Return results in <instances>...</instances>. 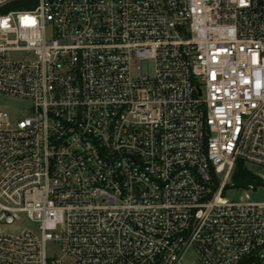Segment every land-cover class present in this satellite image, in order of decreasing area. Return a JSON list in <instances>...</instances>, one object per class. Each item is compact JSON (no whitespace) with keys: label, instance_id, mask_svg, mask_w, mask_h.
<instances>
[{"label":"built area","instance_id":"obj_1","mask_svg":"<svg viewBox=\"0 0 264 264\" xmlns=\"http://www.w3.org/2000/svg\"><path fill=\"white\" fill-rule=\"evenodd\" d=\"M19 1L0 0V264H264V202L225 195L264 185V0Z\"/></svg>","mask_w":264,"mask_h":264},{"label":"rangeland","instance_id":"obj_2","mask_svg":"<svg viewBox=\"0 0 264 264\" xmlns=\"http://www.w3.org/2000/svg\"><path fill=\"white\" fill-rule=\"evenodd\" d=\"M144 68H145V71H147V67L144 66ZM151 69H152V65H151ZM13 100L15 102L13 101L14 103H10L8 106V110L12 114L14 113V109L19 107V104L28 105L31 103L29 100L20 101L14 98ZM249 167L253 169L255 168L251 164H249ZM225 195L227 198L234 200V201L243 200L249 197L251 201L264 202V185L260 186L257 190H251L248 187L230 188L225 192ZM26 226H31L30 222L18 223L17 225H15L14 228L10 230V232H19L22 229H24ZM57 250H58V247L56 245H53V249L49 251V255L56 253ZM196 259H197V254L193 249H191L188 252H186V254L184 255L183 263L192 264Z\"/></svg>","mask_w":264,"mask_h":264},{"label":"trees","instance_id":"obj_3","mask_svg":"<svg viewBox=\"0 0 264 264\" xmlns=\"http://www.w3.org/2000/svg\"><path fill=\"white\" fill-rule=\"evenodd\" d=\"M37 2L38 0H21L10 5L9 8H31L34 7ZM232 179L235 184L243 186L248 182H253L254 180H256V176L254 175V173H252V171L248 169V167H246L242 160H238Z\"/></svg>","mask_w":264,"mask_h":264}]
</instances>
